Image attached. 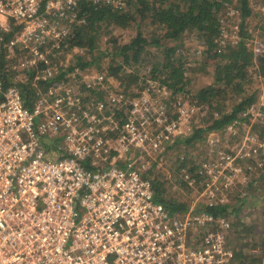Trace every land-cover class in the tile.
<instances>
[{"label":"built area","instance_id":"built-area-1","mask_svg":"<svg viewBox=\"0 0 264 264\" xmlns=\"http://www.w3.org/2000/svg\"><path fill=\"white\" fill-rule=\"evenodd\" d=\"M81 1L0 0V264H242L227 246L230 219L207 209L239 190L249 199L256 172L264 175V91L227 128L249 119L257 135L246 131L231 152L209 137L188 178L202 205L171 214L147 173L191 132L190 101H173L151 79L128 92L103 73L69 72L32 110L24 104L25 77L37 85L72 66ZM12 22L20 29L7 38Z\"/></svg>","mask_w":264,"mask_h":264},{"label":"trees","instance_id":"trees-1","mask_svg":"<svg viewBox=\"0 0 264 264\" xmlns=\"http://www.w3.org/2000/svg\"><path fill=\"white\" fill-rule=\"evenodd\" d=\"M232 3L233 0H126L123 5L116 6L95 4L94 0H82L78 10L80 16L86 17V24L77 29L71 49L86 50L90 60L77 56L75 64L61 76L58 75L52 81L39 82L37 85L33 83L34 74H29L25 77V82L18 84L24 104L32 110L39 98L63 82L69 72H75L77 78L82 79L83 73L88 72L91 67L101 69L100 64L106 57L105 53L99 51V42L104 30L110 26L125 29L132 22L141 24L138 33L130 43L116 45L112 52V61H117V58H121V61L114 62L107 74L128 86H133L142 79L144 83L151 79L170 92L173 101L185 99L190 94L187 52L184 51L182 55L179 53L183 48L185 34L192 33L200 40V45L207 48L210 59L214 61L213 84L196 91L190 101L209 110L210 115L206 122L209 125L206 128H195L190 136L177 138L168 147L164 157L181 146L185 148L195 146L204 140L206 133L223 130L232 124L255 102V94L249 95L247 92V86L252 80L251 67L256 66L264 74V53L257 55L253 45L248 46L246 43V40L251 39V34L246 30V21L253 16L249 0L237 1V11L241 19L240 41L236 45L227 44L224 50H220V37L223 31H230L224 22L223 14ZM138 19L147 22L154 28L153 31L146 34L143 23L137 22ZM11 24L12 31L6 35L7 38L20 29L14 22ZM262 33L264 36V28ZM172 42L174 46L170 47L169 44ZM152 47L158 49L161 60L148 74L140 75L134 67L144 61L147 49ZM97 52L98 55H95ZM107 55L110 56V52ZM125 69L133 71L126 74ZM0 72L3 73L2 70ZM3 75H8L4 76L6 85H11L9 73ZM179 160L184 161L181 162V167H188L190 164L189 173L195 171L197 163L194 160L190 158ZM147 176L152 181L157 203L163 204L171 214H184L189 210V206L185 204L166 200L163 185L152 176ZM245 203L242 199L235 198L228 206L209 208L207 211L229 219L234 216L238 221H234L232 227H238L242 226L238 215L246 207ZM227 246L233 250L235 262L260 264L262 261V258H250L245 249H233L228 239Z\"/></svg>","mask_w":264,"mask_h":264},{"label":"rangeland","instance_id":"rangeland-1","mask_svg":"<svg viewBox=\"0 0 264 264\" xmlns=\"http://www.w3.org/2000/svg\"><path fill=\"white\" fill-rule=\"evenodd\" d=\"M111 1L114 2L116 6H118L121 4L123 5L126 0ZM237 1L238 0H233L232 5H230L228 10H226L223 14L224 22H226L227 28L230 29V31H223L220 37V50H224L227 44L236 45L240 41L239 28L241 25V19L239 16V12L237 11ZM249 6L253 11V16L246 21V30L251 34V39L246 40V43L248 46L253 45V48H255L256 46L264 47V36L262 33V29L264 28V0H249ZM132 8L133 6L131 7V9ZM137 22L143 23L142 25L146 34H150L154 29L145 21L142 22L140 19H138ZM140 26L141 24L132 22L125 29L110 26L107 30H104L99 42V51L105 53L106 56L101 62L102 64H100L102 68L99 69L95 66L91 67L88 72L83 73V76H87L90 74L94 76L99 73H103L107 77L111 78V81L114 85H121V88L128 90V92H135L137 89L141 88L145 84L143 82V79L139 80V82H137V84L133 86H128L126 84L123 85V83L114 76H109L107 74V72L110 71V68L113 66L114 62L119 63L121 61V58H117V61H112V52L116 45H124L130 43L136 37L138 28ZM199 41L200 40L197 39V37L192 33L185 34L183 39V48L180 49L181 52L179 53L182 55L184 51L187 52L186 56L189 68L188 90L190 94L187 95V98L185 99H187L188 101H191L193 99L192 96L196 91L209 86L214 82V61L210 59V56L206 51L207 48L201 46ZM169 46H174V43H170ZM98 52L95 53V55H98ZM109 52L110 56L107 55ZM77 56H82L83 58H85V60H90V55L86 50H78L70 53V57L68 59L69 64H75ZM160 60L161 57L158 49L153 47L148 48L144 61L136 65L134 69L139 71L140 75L148 74ZM64 62H67V60H65ZM132 71V69H125L126 74H130ZM250 74L252 76V80L251 83L247 86V92L249 95L255 94L256 101V97L258 96V94L264 91V74L256 66L251 67ZM193 104L197 107L198 112L193 116L192 122L190 124L191 132L188 136L193 133V130L195 128H206L209 125L206 124L210 115L209 110H206L204 106L197 105L196 103H192V105ZM248 107L246 108V110L248 109ZM241 114L238 118L241 117ZM239 121H241V125L234 128L233 132L227 131V128L231 125L230 124L223 130L206 133L202 142H199L195 146H191L188 148L181 146L174 152H170L169 155L165 157L162 165L152 166L147 175L152 176L163 185L164 197L166 200L174 201L178 204H185L189 207L194 204H198V206H200V204L202 205L201 202L203 199L200 196L199 186H191L188 180L190 174H193L194 172L189 173L190 164H188V167H181V162L184 161H180L179 158L182 160H184V158L186 160L190 158L195 162L205 158L206 155H202L204 153L208 154L206 152L207 140L209 139V137L212 138L214 134L216 135L215 137L219 139L222 150L225 152H231L232 150H235L241 136L244 137L246 131H249L251 129L252 133L257 135V128H254V126L256 125H254L251 120L245 119L244 121ZM257 136L264 138V133ZM259 172L260 171L256 172L254 176L255 178H253L254 182L251 183L252 185L250 186V189L248 191L249 197L247 198L249 199L243 200L246 202V207L243 208L238 215L242 226L231 227V230L228 233V240L232 248H236L237 250H247V254L252 259H260L264 257V175L261 173L258 177L257 175ZM239 192L241 193V190L233 195L234 200L235 198H240L238 196ZM234 200H232V202H234ZM234 218V216L230 217L231 224H233L234 221H238Z\"/></svg>","mask_w":264,"mask_h":264}]
</instances>
